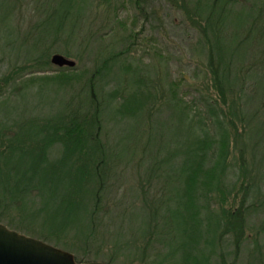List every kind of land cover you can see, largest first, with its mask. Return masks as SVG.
<instances>
[{
	"label": "trees",
	"instance_id": "16d2710c",
	"mask_svg": "<svg viewBox=\"0 0 264 264\" xmlns=\"http://www.w3.org/2000/svg\"><path fill=\"white\" fill-rule=\"evenodd\" d=\"M112 1L100 5L111 10ZM175 1L199 33L206 71L201 86H189L198 92L200 107L194 110L185 100L177 81L164 85L157 72L153 79L140 65H123L121 73L132 76L126 84L108 77L136 43L130 30L128 45L102 52L62 112L34 122L38 132L8 135L11 126L0 129V222L69 249L80 262L264 264V0ZM135 2L139 17L148 19L147 0ZM13 8L7 36H0L6 46L19 35ZM39 8L44 15L22 45L31 60L2 79V101L11 98L4 95L24 72L49 71V50L75 42L94 6L91 0H46ZM30 37L34 42L27 47ZM76 68L24 79L23 87L43 81L66 91L80 79L71 73ZM145 110L148 117L168 112L183 125L184 139L154 159L146 155L147 144L139 148L145 177L129 197L114 189L121 181L116 166L122 159L113 155L119 143L103 137L107 121L115 131ZM136 145L126 148L129 160L139 153ZM46 194L59 201L39 222ZM254 216L258 223H252Z\"/></svg>",
	"mask_w": 264,
	"mask_h": 264
},
{
	"label": "rangeland",
	"instance_id": "374dc122",
	"mask_svg": "<svg viewBox=\"0 0 264 264\" xmlns=\"http://www.w3.org/2000/svg\"><path fill=\"white\" fill-rule=\"evenodd\" d=\"M43 1L46 0H0L1 39L7 36L6 31L10 27L8 24L13 19L8 16L11 4H14L11 11L15 17L14 24L17 28L15 33L17 31L19 34L9 46H6L3 40L0 41V84H3L2 79L9 76L16 66L24 67L31 60L22 45L26 33L34 29L35 24L44 15L39 8ZM135 1L113 0L116 7L107 10L104 8V4L100 5V0H91L94 6L93 12L89 16L90 18L88 17V22L78 27L80 31L76 34V36L78 35L75 38L76 41L69 42L68 47L61 41L49 50L50 60L55 54L75 60L76 64L73 67H78L79 70L76 68L71 73L80 75V79L76 80L74 87H69L66 91L59 88V84L43 81L23 87L24 79L55 74L61 66L51 62V67L47 72H24L21 79L9 86V90L16 86L15 93L9 94L8 90V93L4 95V97L12 95L11 98L5 101L1 100L3 97L0 98V129L7 125L11 126L6 132L8 135H15L21 130L23 135L26 134L25 132L31 135L38 132L39 125L36 123L45 122L46 119L62 112L69 97L83 87L95 67L97 58H101L102 52L108 54L124 49V46L128 45L124 38L130 30L137 33L136 43L130 46V54L123 57L122 61L114 67L117 72L109 73L108 77H117L126 84L129 82L128 78L132 76L121 73L123 65L130 64L132 67L140 65L143 74H147L150 70L153 79L156 76L154 73L157 72L164 80V85H167L169 80L177 81V86L185 100L193 103L194 110L200 107L197 99L198 92L195 89H190L189 86L190 82L200 83L198 85L201 86L206 71L204 57L200 54L199 33L188 23L175 0H147L145 4L149 15L146 20L139 17ZM116 18L124 24H118ZM32 40L31 37L28 38L25 45L28 47V44L34 42ZM65 52H69V54H65ZM114 83V81L111 82L107 88H113ZM195 86L193 87L195 88ZM154 91L159 93L157 89ZM108 114H114V112L110 111ZM113 124V122H106L103 139L119 143L120 147L115 146V149L119 148L117 151L119 154L113 153V155L117 159H122L117 162L116 166L117 176L121 181L117 184L114 183V189L125 194H129L131 187L137 188L140 185L139 180L145 177L143 171L146 168V161H141L140 157L143 154L139 148L147 144L146 155L150 159H154L155 156L166 155L169 148H172L178 140L184 139L183 125L180 121L177 122L172 118L170 114L168 115V112L162 115L154 113L148 117L145 110L137 121L127 118L126 121L117 124L115 131L112 130ZM135 143L139 153L129 160L132 153L127 152L126 148L127 146L134 147ZM140 161L142 165H139ZM171 180L166 183V186L170 188V194L175 185ZM50 197V194H46L44 204H48V207L37 218L39 222L54 213L59 198ZM259 220L258 216H254L252 223H258ZM250 236H252V232H250Z\"/></svg>",
	"mask_w": 264,
	"mask_h": 264
},
{
	"label": "water",
	"instance_id": "95a60500",
	"mask_svg": "<svg viewBox=\"0 0 264 264\" xmlns=\"http://www.w3.org/2000/svg\"><path fill=\"white\" fill-rule=\"evenodd\" d=\"M58 66L73 67L75 60L55 54L51 60ZM0 264H110L105 261L80 262L71 251L10 228L0 222Z\"/></svg>",
	"mask_w": 264,
	"mask_h": 264
}]
</instances>
